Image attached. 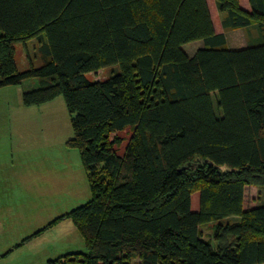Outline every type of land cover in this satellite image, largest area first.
Wrapping results in <instances>:
<instances>
[{
	"label": "trees",
	"instance_id": "16d2710c",
	"mask_svg": "<svg viewBox=\"0 0 264 264\" xmlns=\"http://www.w3.org/2000/svg\"><path fill=\"white\" fill-rule=\"evenodd\" d=\"M214 3L253 43L227 47L207 0H0V87L38 78L25 105L62 94L89 175L90 199L59 217L86 251L50 264H264V0ZM31 40L39 65L19 70Z\"/></svg>",
	"mask_w": 264,
	"mask_h": 264
},
{
	"label": "rangeland",
	"instance_id": "374dc122",
	"mask_svg": "<svg viewBox=\"0 0 264 264\" xmlns=\"http://www.w3.org/2000/svg\"><path fill=\"white\" fill-rule=\"evenodd\" d=\"M208 1L213 2L210 5L211 11H216L213 20L220 28L214 0ZM225 32L229 48L244 47L257 37L253 29ZM26 45L27 49L22 43L15 45L19 70L28 67L29 59L39 65L34 56V41ZM110 73L111 69L106 68L86 76L103 80ZM37 87L39 79L35 77L0 87V264H50V260L61 255L86 251L72 219L59 217L90 199L89 175L79 150L69 144L73 129L62 94L39 104L23 103V91ZM129 135L128 127L118 133L123 141L117 152H122ZM260 201L257 189L247 186L244 208ZM197 205L195 193L192 206ZM211 226L212 222L201 227L205 240L213 241Z\"/></svg>",
	"mask_w": 264,
	"mask_h": 264
},
{
	"label": "crops",
	"instance_id": "0c3cea01",
	"mask_svg": "<svg viewBox=\"0 0 264 264\" xmlns=\"http://www.w3.org/2000/svg\"><path fill=\"white\" fill-rule=\"evenodd\" d=\"M240 1V5L243 7V8H245V9H249V4H248V0H242V2H241V0H239ZM243 2H246V4L244 3V4H242ZM207 3H208V7H209V11H210V14H211V17H212V21H213V23H214V20H213V14H214V12L216 13V11L214 10V12H212L211 11V7H210V5H212V3L213 2H211V1H208L207 0ZM214 5H215V3H214ZM218 15V14H217ZM218 24H219V26H220V22H219V16H218ZM214 25V28H215V31L216 32H223L224 33V35H225V31L226 30H223L222 28H221V26H220V28H218L217 26H216V24L214 23L213 24ZM221 29V30H220ZM255 37V36H254ZM225 38H226V36H225ZM199 43V40H196V41H192V42H189V43H186V44H184L183 46H182V48H183V50L189 55V56H191V55H193V53L198 49V48H200V47H202L203 46V42L202 41H200V43L196 46V45H194V46H192V44L191 43ZM226 42H227V38H226ZM190 45V47L189 48H187V50H186V48H185V46L186 45Z\"/></svg>",
	"mask_w": 264,
	"mask_h": 264
}]
</instances>
